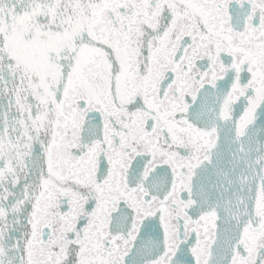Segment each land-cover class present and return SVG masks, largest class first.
Returning <instances> with one entry per match:
<instances>
[{"label": "snow or ice", "instance_id": "6c2138e0", "mask_svg": "<svg viewBox=\"0 0 264 264\" xmlns=\"http://www.w3.org/2000/svg\"><path fill=\"white\" fill-rule=\"evenodd\" d=\"M0 264H264V0H0Z\"/></svg>", "mask_w": 264, "mask_h": 264}]
</instances>
